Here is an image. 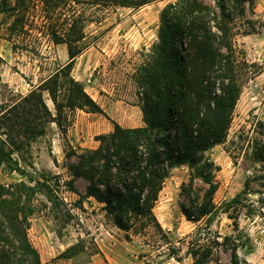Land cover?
<instances>
[{"label":"trees","instance_id":"obj_1","mask_svg":"<svg viewBox=\"0 0 264 264\" xmlns=\"http://www.w3.org/2000/svg\"><path fill=\"white\" fill-rule=\"evenodd\" d=\"M155 1L159 0H0L4 38L13 50L26 48V40L39 46L45 39L65 45L68 54L65 65L32 85L26 95L0 104V168L13 155L29 152L55 124L67 142L65 156L77 158L67 167L69 191L77 193L75 182L83 179L87 185L80 200L92 198L102 205L127 237L130 232L138 235L152 228L162 231L154 209L165 181L181 166L191 171V181L183 188L190 206L181 204L183 215L199 222L218 210L214 196L220 167L210 151L226 142L231 129L242 93L234 30L246 8L253 10L255 4L254 0H214V6L204 0L169 3L161 12L158 40L135 77L142 89L144 125L125 128L112 121L113 130L96 137L99 145L95 149L78 153L67 141L72 126L68 112L82 110L107 117L72 76L76 59L86 49V27L100 23L104 14L116 8L138 9ZM3 62L0 56V65ZM255 158L264 163V148L255 151ZM11 168L25 175L29 183H0V264H42L29 229L38 189L48 197L53 192L48 180ZM196 178L208 186L202 203L192 191ZM248 185L246 182V188ZM246 191L224 204L225 213ZM75 248L60 256L68 258ZM189 255L192 264H210L213 247L196 240ZM230 264L252 263L240 259L233 248Z\"/></svg>","mask_w":264,"mask_h":264},{"label":"rangeland","instance_id":"obj_2","mask_svg":"<svg viewBox=\"0 0 264 264\" xmlns=\"http://www.w3.org/2000/svg\"><path fill=\"white\" fill-rule=\"evenodd\" d=\"M175 1L159 0L138 9L116 8L104 14L100 23L86 27V49L76 59L72 76L108 118L101 114L87 117L79 110L68 112L75 142L67 141L78 153L95 149L99 145L96 137L113 130L112 121L125 128L144 125L142 89L135 77L158 40L162 10ZM204 2L214 6V0ZM254 2L253 10L246 8L245 17L237 21L234 30L242 93L226 142L210 151L220 167L214 196L218 210L199 222L183 215L181 204L190 206L183 188L191 181V171L181 166L165 181L154 209L162 231L152 228L138 235L130 232L127 237L102 205L92 198L80 200L87 185L83 179L75 182L77 193L69 191L67 167L77 158L65 156L67 142L53 124L29 152L13 155V160L0 168V183L5 186L29 183L25 175L11 170L19 167L40 181L48 180L52 189L50 198L38 189L29 229L42 264H192L189 251L196 240L213 247L210 264H230L233 248L240 259L264 264V163L255 158V151L264 148V0ZM5 28L0 15V56L4 60L0 65V104L26 95L32 85L68 62L67 47L45 39L39 46L26 40V48L13 50L4 38ZM45 98L53 109L48 94ZM79 113L85 116L83 121ZM109 126L112 130L107 132ZM207 189L201 179H194L192 191L199 203ZM245 189L239 203L225 213L224 204ZM73 246L71 256H60Z\"/></svg>","mask_w":264,"mask_h":264},{"label":"crops","instance_id":"obj_3","mask_svg":"<svg viewBox=\"0 0 264 264\" xmlns=\"http://www.w3.org/2000/svg\"><path fill=\"white\" fill-rule=\"evenodd\" d=\"M68 54H66V56H67ZM80 111V113H82V114H84L85 116H87V117H91V116H95V117H98V114H92V113H87V112H85V111H82V110H79ZM80 113H79V119L81 118V120L80 121H83L84 119H85V116H83V115H80ZM77 117H78V115H77ZM95 117H93V118H95ZM79 121V122H80ZM94 124V123H93ZM73 126H71L70 128H69V130H68V138H69V140L71 141V143L72 144H74V142H75V139H72V128ZM79 127V126H78ZM112 130V127L111 126H109L108 127V131L107 132H110ZM77 140V139H76Z\"/></svg>","mask_w":264,"mask_h":264}]
</instances>
